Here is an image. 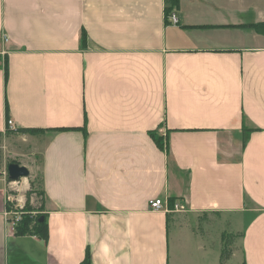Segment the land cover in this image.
<instances>
[{"label": "crops", "instance_id": "0c3cea01", "mask_svg": "<svg viewBox=\"0 0 264 264\" xmlns=\"http://www.w3.org/2000/svg\"><path fill=\"white\" fill-rule=\"evenodd\" d=\"M164 7L0 0V264H264V0ZM28 179L45 239L5 213Z\"/></svg>", "mask_w": 264, "mask_h": 264}, {"label": "trees", "instance_id": "16d2710c", "mask_svg": "<svg viewBox=\"0 0 264 264\" xmlns=\"http://www.w3.org/2000/svg\"><path fill=\"white\" fill-rule=\"evenodd\" d=\"M178 6V0H165V7H164V11H165V15L166 17L169 16V14ZM252 27L255 29L256 32L260 33V34H264V21L263 22H258L255 24H252ZM85 32L82 31L81 33V41L83 42L85 39ZM3 70H4V74L5 77L7 75V61L6 59L4 60V64H3ZM6 114H8L7 112V107H6ZM43 128H20L19 131L20 132H28L30 134L32 133H38V132H43ZM29 194V193H27ZM168 203L170 206L173 205L174 200L171 198L168 200ZM25 205L28 206V199L26 198L25 201ZM28 214H24L23 216H21V219L18 220L17 222L14 223V229H15V234L16 235H28V234H32V235H36L40 238L45 239L47 237V233H48V227H47V223L44 219L39 220V217L42 216L43 214L40 212H37L36 215L32 216L31 211L34 210L33 207L29 206L28 207ZM230 250L227 247V245L225 244L223 246V249L221 250V260L222 259H227V257L229 256ZM80 264H90V257H89V252L88 250H86V254L84 259L80 262Z\"/></svg>", "mask_w": 264, "mask_h": 264}, {"label": "rangeland", "instance_id": "374dc122", "mask_svg": "<svg viewBox=\"0 0 264 264\" xmlns=\"http://www.w3.org/2000/svg\"><path fill=\"white\" fill-rule=\"evenodd\" d=\"M7 158V157H6ZM0 160H1V157H0ZM7 173V172H6ZM36 178L38 179L37 177H33V179ZM33 179H28L29 180V187L30 189L27 190L25 193H29V194H26V197L25 199L27 198L28 199V206L25 205V200H24V196L23 194H25L24 192L21 191V186L20 185H17V183L15 182H9V186L10 188L8 189L11 193H15V194H18L19 197L23 200H20V201H13L12 204L14 205H11L8 207V211H9V218L12 220V221H15L17 222L18 220L21 219V216H23L24 214H28L29 210H28V207L31 206L34 208V210L31 211V214L32 216L36 215L38 211H35V208L37 209L39 206H38V203H40L42 197L40 196V194L38 193V189L35 190L36 188H38V183H39V180L37 181H34ZM19 186V187H18ZM36 191V194L31 196V193L32 192H35ZM31 197H33V202L31 203ZM13 222V223H15ZM189 252L190 253H194V250H193V247L192 245L190 244L189 246Z\"/></svg>", "mask_w": 264, "mask_h": 264}, {"label": "built area", "instance_id": "2783aa9c", "mask_svg": "<svg viewBox=\"0 0 264 264\" xmlns=\"http://www.w3.org/2000/svg\"><path fill=\"white\" fill-rule=\"evenodd\" d=\"M169 20H170L171 23H175L177 21V17H176V14H175L174 10L169 14ZM7 124L9 126H11L13 124L12 120L8 119L7 120ZM149 209L150 210H164L165 212H172V211L181 210V205L179 204V202H174L173 205L170 206L168 204V202H165V201H163L160 198H155V199H151L149 201ZM5 213L9 217V211L7 210ZM13 222H15V221H13Z\"/></svg>", "mask_w": 264, "mask_h": 264}, {"label": "water", "instance_id": "95a60500", "mask_svg": "<svg viewBox=\"0 0 264 264\" xmlns=\"http://www.w3.org/2000/svg\"><path fill=\"white\" fill-rule=\"evenodd\" d=\"M7 178L9 181H18L23 177L29 175V170L24 165H19L18 163H9L7 165ZM43 217L40 216L39 220H42Z\"/></svg>", "mask_w": 264, "mask_h": 264}]
</instances>
